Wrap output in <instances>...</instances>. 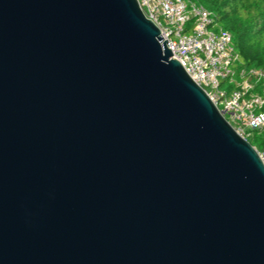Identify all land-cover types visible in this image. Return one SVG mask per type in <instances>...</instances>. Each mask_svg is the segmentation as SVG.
Segmentation results:
<instances>
[{
  "label": "water",
  "instance_id": "95a60500",
  "mask_svg": "<svg viewBox=\"0 0 264 264\" xmlns=\"http://www.w3.org/2000/svg\"><path fill=\"white\" fill-rule=\"evenodd\" d=\"M0 264H264V161L137 0H0Z\"/></svg>",
  "mask_w": 264,
  "mask_h": 264
},
{
  "label": "built area",
  "instance_id": "2783aa9c",
  "mask_svg": "<svg viewBox=\"0 0 264 264\" xmlns=\"http://www.w3.org/2000/svg\"><path fill=\"white\" fill-rule=\"evenodd\" d=\"M137 1L168 40L174 57L234 130L246 140L253 132L264 131V71L239 67L232 35L219 28L214 14L192 0ZM191 22L193 32L188 35ZM222 81L233 88L223 89ZM258 153L264 161V150Z\"/></svg>",
  "mask_w": 264,
  "mask_h": 264
},
{
  "label": "trees",
  "instance_id": "16d2710c",
  "mask_svg": "<svg viewBox=\"0 0 264 264\" xmlns=\"http://www.w3.org/2000/svg\"><path fill=\"white\" fill-rule=\"evenodd\" d=\"M211 11L219 28L232 35L241 65L264 71V0H195ZM256 132V131H255ZM248 141L264 150V138Z\"/></svg>",
  "mask_w": 264,
  "mask_h": 264
},
{
  "label": "rangeland",
  "instance_id": "374dc122",
  "mask_svg": "<svg viewBox=\"0 0 264 264\" xmlns=\"http://www.w3.org/2000/svg\"><path fill=\"white\" fill-rule=\"evenodd\" d=\"M192 1H195V0H192ZM195 2H197V1H195ZM198 3V2H197ZM200 4V3H199ZM193 27H194V23L193 22H191V23H189L188 24V26H187V32H186V34H188V35H190V34H192V32H193ZM240 65H241V63L239 64V67H240ZM239 71V70H238ZM238 79V78H237ZM222 88L223 89H226L227 91H230L233 87L232 86H229L228 85V83H225L224 81H222ZM255 134H257V136L259 137V138H264V131H256V132H253V134H252V136L249 138V140L251 141V142H254V139H256V138H254V135ZM258 139V138H257ZM256 139V140H257Z\"/></svg>",
  "mask_w": 264,
  "mask_h": 264
}]
</instances>
